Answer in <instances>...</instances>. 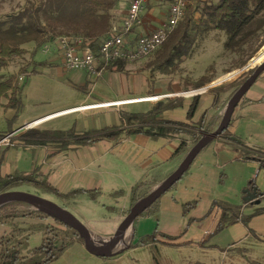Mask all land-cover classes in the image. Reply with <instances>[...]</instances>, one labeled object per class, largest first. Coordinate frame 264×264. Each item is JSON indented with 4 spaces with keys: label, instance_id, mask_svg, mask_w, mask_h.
I'll return each instance as SVG.
<instances>
[{
    "label": "rangeland",
    "instance_id": "obj_1",
    "mask_svg": "<svg viewBox=\"0 0 264 264\" xmlns=\"http://www.w3.org/2000/svg\"><path fill=\"white\" fill-rule=\"evenodd\" d=\"M20 3L21 0H10L9 6L11 5L12 13L18 10ZM197 17L198 15H195V18ZM261 38L260 35L256 36L249 39L242 48L227 50L225 48L227 40L225 32L202 27L191 53L182 61L177 62L170 70L161 68L159 65L165 53L162 45L148 56L129 61L127 64H129V68H133L132 72H107L97 78L88 77L87 72L83 70H67L60 62L54 65H41L37 68L36 73L26 76L23 69L27 67L31 69L33 67L31 65L32 60L37 62L49 61L53 56L52 53L43 51L44 45L35 46L32 42L27 43L24 45L26 52L22 56L14 58L6 67L0 69V79L15 76L22 78L20 79L21 82L27 77L24 108L19 113L17 121L12 124V127L14 126L12 132L3 137L6 140L0 144V151L7 147L17 146L18 140L27 145L44 146L50 149L54 147L60 151L61 141L44 140L28 134L33 129L39 132L48 131L45 129H74L81 134L89 129L123 126L125 125L122 119L124 113L146 112L155 103L150 102V100H132L121 104L138 101L149 102L133 103L122 107L111 105L109 107H97L93 110H71L73 112L68 114L65 112L71 111L51 113L68 107L86 105L100 99L138 95H144L143 97L161 96L165 101L166 95H152L148 94V91L150 89L166 90L167 86L171 88L172 83L181 82L180 85L184 89L182 94L191 99V103L195 94H187V92L203 89L196 94L199 96L209 92L199 97V108L196 109L199 111L207 105L209 96L213 95L211 90H219L222 94L221 97L226 99L234 89L241 87L253 74L258 65L264 61V44L260 45ZM245 62H247L246 65L242 66ZM105 71L109 70L105 69L103 73ZM261 74L262 76L250 87L246 96L253 97L260 93L259 86H264V71ZM86 77L90 80L89 82H86ZM198 81H207L208 83L199 88H194ZM79 85H85V87H77ZM182 98L184 97L173 100H182ZM230 99L227 98L223 101L222 114L211 128L215 130L218 128ZM2 102L6 103L7 99L3 98ZM12 115L11 109L0 106V131L8 129L9 118ZM44 115L47 117L38 121L33 127L18 129ZM103 141L111 140L104 139ZM190 141L192 143L194 139L190 138ZM216 141L243 150L240 146L231 144L220 137L204 147L205 149L203 148L196 156L182 178L159 197L156 205L152 207L150 205L127 227L126 230H134V234L124 246L121 242L122 245L120 246H123L122 249L124 250H115L120 253L117 254L114 251V254L107 256L104 262L103 260L98 261L96 257H92L88 253L81 254L77 250H69L61 259L51 264H264V242L254 237L240 240L246 232L245 227L241 224L214 231L217 220L215 213L207 214L214 200L231 203L242 202L244 194L247 191L252 192V188H248L251 179H254L257 187L264 190L263 173L258 172L254 166L248 165L244 161L229 162L225 160L226 158L222 154L214 153ZM193 146L192 144V148ZM105 147L106 143H102V146L100 144L95 147L82 148L77 152H69L65 161L62 156L59 157L58 160L61 163L57 162L56 166L60 165V167L54 177L51 175L49 180L54 183L60 182L57 186L61 187L74 180L73 177H68L69 175L64 173V169L70 165V161L75 158L80 164L88 163L92 165L91 168L103 171L102 174L97 175L100 180L95 186H100L102 192L96 201L80 198L74 204L76 198L80 196L76 198L69 196L65 200L30 185H22L15 190L37 194L66 208L92 231L96 240H104L106 238L104 236L105 231L117 230L119 227L114 228L112 221L114 222L120 214H124L125 217L129 214L131 206L125 213L121 209L127 206L131 188L138 181L135 178H129L127 171L121 164L127 156L133 155V146L128 145L124 148H112L110 146L108 152H105ZM34 154L33 165L37 161L41 163L43 160L41 150H37ZM249 154L264 158L263 151L249 149ZM30 156L29 158L28 152V157L24 159L29 162V159L32 158L31 154ZM20 160L22 162L20 167L24 169L23 157ZM32 162L27 164L30 166ZM16 167L12 165V170ZM49 167V162L43 165L46 170ZM31 168L32 166L26 167V169ZM36 168L38 171V167ZM37 171L34 173L38 178H41ZM74 173L80 174L79 172ZM162 174H160L159 179L166 180L169 177L168 174ZM71 186L72 184L69 183L64 186V189ZM116 190L123 191L115 192ZM14 207L17 208L18 213L28 212L34 208L37 210L44 208L41 204L30 203H17ZM222 214L223 212L219 211V218ZM10 220V222L0 225V237L7 238L10 237L12 231L15 232L16 240L23 242V245L19 246L22 256L32 255V249L41 242V235L34 234L29 242V246L32 248L26 249L28 236L32 230H47L49 228V230H57V232H70V229L53 217L18 216ZM159 232L162 237H158L162 241H154L150 245L148 243V245L141 244L140 241L147 235H158ZM54 233L50 237L54 236ZM73 240L80 242L76 238Z\"/></svg>",
    "mask_w": 264,
    "mask_h": 264
},
{
    "label": "trees",
    "instance_id": "obj_2",
    "mask_svg": "<svg viewBox=\"0 0 264 264\" xmlns=\"http://www.w3.org/2000/svg\"><path fill=\"white\" fill-rule=\"evenodd\" d=\"M117 2L118 0H37L36 3L30 2V4L12 13L7 20H0V69L6 67L14 58L22 56L26 52L25 44L32 42L35 46H40L60 36L82 37L85 42H89V46L96 53L99 42L109 33L112 27L110 11ZM195 15H198V17L195 18ZM202 27L225 32L227 35L225 48L227 50L242 48L249 39L259 35L262 37L260 45H263L264 0H189L185 17L163 43L165 53L159 62L160 67L170 70L177 62L182 61L183 58L189 55ZM126 62L118 61L111 63L107 68L116 67L117 70L121 71L124 69ZM246 63L242 66L246 65ZM31 65H33L31 69L28 67L23 69L26 76L36 73L37 67L43 65V63L32 61ZM26 80L27 77L20 82V77L17 78L15 76L0 79V106L15 110L14 117L9 120L8 129L0 131V139L12 132V124L17 121L19 113L24 108ZM206 83L208 82L198 81L194 88L204 86ZM239 88L237 87L230 93L227 97L228 100ZM211 92L214 93L212 107L222 109L223 101L227 98H222V94L217 89L211 90ZM199 97V95L194 96V100L188 110V119L193 117L199 104ZM3 98L7 99L6 103L2 102ZM182 101L183 99L159 100L146 112L124 113L122 119L125 125L123 126L89 129L81 134L77 133L74 129L44 132L33 129L28 135H35L37 138L44 140H59L62 144L61 150H63L70 145L92 144L104 139L117 140L123 134L145 133L154 138H174L180 134H189L194 141L190 143L191 141L188 142L186 138H182L173 155L174 157L178 156L184 159L192 148V144L195 145L206 134L213 132L215 129L207 125L205 120L206 114L202 116L195 126H190L196 132L192 129L190 130L189 125L185 122L166 120L162 117L165 110L181 106ZM229 126L218 137L243 148L245 150L244 158L259 160L260 168L264 169V158L251 156L249 154L250 148L240 137L229 131ZM257 151L261 152V150ZM41 178H38L34 171L30 173L13 172L7 174L0 177V194L15 190L22 185H30L47 193L55 194L65 200L69 196L76 198L82 194L92 200H96L101 195V190L99 189H76L68 193H62L47 178ZM163 181L164 179H156L152 176L147 181H141L134 185L131 191L130 206L132 207L139 200L153 192ZM158 200L159 198L151 207L156 205ZM17 203L27 202L20 200L10 201L0 207V225L6 224L11 221L10 219L18 216H46L53 217L56 221L70 229L71 233L68 231L65 233L61 231L57 232V230H49V228L43 230L44 236L41 244L32 249V255L22 256L20 255L19 246H22L23 242L16 240L15 232L12 231L10 237H0V264H50L58 260L66 249L75 243L73 238L84 244V239L80 237L79 233L60 218L46 212H41L35 208L28 212L23 211L18 213L16 211L17 208L14 207ZM242 206L243 204H232L223 200H214L208 214L215 208L223 212L218 220L215 231L222 230L237 222H242L248 226L253 215L243 214ZM262 211L263 209L258 210L256 214ZM34 231L36 230H32L28 236V240L26 239V249L30 248L29 242ZM53 233L54 236L50 237ZM154 241H156V234L147 235L140 242L146 245Z\"/></svg>",
    "mask_w": 264,
    "mask_h": 264
},
{
    "label": "crops",
    "instance_id": "obj_3",
    "mask_svg": "<svg viewBox=\"0 0 264 264\" xmlns=\"http://www.w3.org/2000/svg\"><path fill=\"white\" fill-rule=\"evenodd\" d=\"M129 1L130 0H118L114 8L111 9L110 14H111V24L112 25L120 24L123 21L128 11ZM30 2L36 3L37 0H21L19 8L17 9L19 10L23 8L24 6L30 4ZM9 3H10V0H0V20H7L11 16L12 14L10 10L11 5L9 6ZM167 9H168V5L160 2V0H151V2L147 4L145 10L142 13V23L133 30V33L130 35V37L135 38L140 34L152 32L157 27H159L167 18V13H168ZM86 43H89V42H86ZM43 45L44 47L45 46L50 47V50L48 52H45L44 50L43 51L45 53H52L53 56L51 57L49 61H41V63H43V65L44 64L54 65L60 62L65 67L64 61H63L64 60L63 52L61 49H59L57 39L56 38L51 39L50 41L45 42ZM96 54L97 56H99L98 51H96ZM127 63L128 62H126L123 70L119 71L116 69V67H111V68H107L109 71H105L103 75L107 72H132L133 68H129L128 67L129 64ZM261 76L262 74L260 75V77ZM85 80L86 82L90 81L87 77L85 78ZM256 81L254 82V84L256 83ZM180 84L181 82L172 83L171 88L167 86L166 90L150 89L148 91V94H152V95L153 94L166 95V97H164L166 100H171V99L173 100L178 97L180 98L184 97L182 98L183 103L181 106L173 108V109L165 110L162 114V117L166 120L185 122L189 125V128L191 130L192 128L190 126H195L196 123L202 118V116L206 114L205 120H206L207 125L213 126L215 122L218 121V119L220 118L222 114V109H215L214 107H212V104L214 101V93H212L213 95L209 96L210 99L208 100L207 105L204 108H201L199 111H196V113H194L191 119H188L187 114H188V109L191 105V99L186 98L182 94V91L184 89L181 87ZM79 86H81L82 88L85 87V85H79ZM259 88H260V93L256 96H253V97L246 96V93L248 92L250 88L243 95L238 105L234 109L232 120L229 126V131L232 134L240 137L250 149L261 150L264 152V86H259ZM188 93H194V92H187V94ZM207 93L209 92H205L204 94H201L200 97H202L203 95ZM143 96L144 95H138V96H133V97H119V98L104 99V100L100 99V100L93 101L88 104L106 103L104 106L112 105L114 107H117V106L122 107V106L130 105L133 103L149 102V101H138V102L121 104L125 101L153 100L150 102L156 103L157 100L158 101L161 99L164 100L163 97L161 96H156V97H143ZM199 103H200V99H199ZM96 106L98 107V105ZM74 107H77V106L68 107V108L53 112L51 114L64 111V110H69ZM93 107L94 106H91L92 109L90 110L96 109ZM87 108H90V106L84 105L77 109H72V110L82 111ZM197 108H199V104ZM11 110L13 111V115L9 118V120L12 119L15 115V110L14 109H11ZM72 112L73 111L65 112V114L72 113ZM51 114H47V115H51ZM47 115H44L38 118L43 119L47 117ZM41 119L34 121L32 125L37 124L38 121H40ZM18 125L20 124L18 123ZM45 130L51 131L55 129H45ZM192 130L195 131L194 129ZM182 138H186L188 142H190V138H192V136L189 134H180L174 138H167V137H155L154 138L145 133L123 134L117 140H111V141L100 140L92 144L79 145V146L70 145L68 148L60 150V151H57L56 150L57 148L54 149V147H52V149L48 147L49 148L48 149L44 146L35 147L33 145H27V144H24L25 142L18 140L16 143L17 146L7 147L0 151V177L13 173V172L30 173L33 171H37L36 167H38L37 174L40 175V177L47 178V180L49 181L50 176L53 175L54 177L55 173L58 171V168L60 167V165L56 166L57 162L61 163L58 160L59 157L62 156L65 161L67 160V158L65 157L68 156L69 152H72V153L77 152V151H80L82 148L95 147L100 144L102 146V143H106V147L104 148L106 149L105 152H108L107 150L110 149V146L112 148H118V147L124 148L128 145L133 146V155L127 156L126 159L123 160L121 164L123 165V168L127 171V175L129 176V178H135L136 180H138L134 184L136 185L138 182L147 181L152 176H154V178L156 179H159L160 174L163 173L164 175H167V174L170 175L172 172H174V170H176V168L179 166V164L181 163L183 159L178 156L174 157L173 155L175 151L177 150L180 140ZM46 140H49V139H46ZM35 142H36L35 144H37V141ZM38 143H41V142H38ZM37 150H41L43 160L41 163L36 160L37 162L35 161L36 163L35 165H33L34 156H35L34 153H36ZM28 152H29V158L31 157L30 154L32 155V158L29 159V162H27V160L24 159L25 157H28ZM214 153L222 154L226 158L225 160L229 162L237 161V160L244 161L248 165L254 166L258 170V172H262L264 175V169L260 168L259 160L255 158H250V159L244 158V149L241 150L229 144H224L221 141H216V145L214 147ZM21 157H23V161H25L24 169L20 167L22 165V162L20 160ZM31 161H33L32 165L30 164L29 166L27 163H30ZM48 162L50 163V167L46 170V168H43V165L47 164ZM12 165L17 166V167L14 170H12ZM31 166H32L31 169H26V167H31ZM91 166L92 165L88 163L80 164L74 158L72 161H70V165H68L64 169V173L66 175H69L68 177H73L74 179L71 182H69L70 184H72L71 187H69L68 189H64V186H66L69 183L59 187L57 186V184H60V182L57 181V183H54L52 180H51L52 182L50 181L49 182L62 193H68L76 189H99L101 190L100 186H95V184H97V182H99L100 180L97 177V175L102 174L103 171L91 168ZM46 172L47 174H44ZM74 172H79L80 174L76 175ZM224 175L226 174L224 173ZM249 187L252 188V192L247 191V193L244 194V196L242 197V202L232 203V204H243L242 213L245 215H253L249 222V225L246 226L242 222H237L232 225H229L228 227L241 224L245 227L246 232H244L243 237L240 240L250 239L254 237L257 240L264 242V200H262V198H264V190H261L259 187L256 186L254 179H251L249 181L248 188ZM132 188H131V191H132ZM118 191H123V190H116L115 192H118ZM80 198L90 199L86 197L85 195H81L79 198L76 199L74 204H76L78 199ZM246 199L248 200L246 201ZM130 203H131V193L129 194V200H128L127 206L121 209V211L123 210V213H125V211L129 209ZM68 208H71V207H68ZM261 209H263V211L256 214V212ZM219 211L221 210L217 208L212 210V212L215 213V217L217 219L215 228L219 220ZM124 217H125L124 214H120L117 217V219L114 220V222L112 221L113 227L116 228L117 226H119L122 220L124 219ZM88 230L92 234V231L90 229ZM115 232L116 230L105 231L104 236H106V238L104 240H96L93 235L92 237L95 242L101 243V241H106L108 238H110ZM93 233H95V231H93ZM34 234L41 235V242H42V239L44 236L43 230H36L34 231L33 235ZM133 234H134V230H125L121 238L118 240L117 242L118 244L116 243L115 246L113 247L112 252H114L116 249L121 250L122 248H124L123 246ZM158 236H160V238L162 237L160 235V232L158 235L156 234V241H162ZM41 242L35 247L39 246ZM121 242L123 243V246H120L122 245ZM148 244L150 245L151 243H148ZM118 247H121V248H118ZM30 248L32 247L30 246ZM69 250L70 251L77 250L78 253H81V254L88 253L92 257H96L98 261L103 260L104 262L106 261V257L109 256V255L99 256V255L91 254L90 252L86 250L82 242H75L70 248L66 249V251L63 253L61 257H63L66 253H68ZM115 253H117V251H115ZM61 257L59 259H61Z\"/></svg>",
    "mask_w": 264,
    "mask_h": 264
},
{
    "label": "built area",
    "instance_id": "obj_4",
    "mask_svg": "<svg viewBox=\"0 0 264 264\" xmlns=\"http://www.w3.org/2000/svg\"><path fill=\"white\" fill-rule=\"evenodd\" d=\"M150 2L151 0L129 1L128 11L123 21L120 24L112 25L109 33L99 42V56L89 46V43H86L81 37H57L59 49L63 52V61L66 69L83 70L87 72L88 77L97 78L103 74V71L111 63L134 61L158 50L177 27L178 23L185 17L189 0H160V2L168 5L166 20L152 32L140 34L135 38L130 37L133 30L142 23V13ZM49 50L50 47L45 46L44 51L48 52ZM198 91H192L194 92L192 94L196 95ZM105 104L95 103L86 104V106H90L87 109H92L91 106L97 108L96 105L98 107H109L104 106ZM79 107L81 106L64 110L63 112ZM28 124L31 127L34 126L32 123ZM4 140L6 138L0 139V144Z\"/></svg>",
    "mask_w": 264,
    "mask_h": 264
},
{
    "label": "water",
    "instance_id": "obj_5",
    "mask_svg": "<svg viewBox=\"0 0 264 264\" xmlns=\"http://www.w3.org/2000/svg\"><path fill=\"white\" fill-rule=\"evenodd\" d=\"M263 71L264 61L258 65L253 74L234 93V95L230 99L227 110L218 128L213 132L206 134L199 142H197L184 157L176 170L172 172V174L166 180H164L159 187H157L153 192L139 200L131 207L129 214L121 222L116 232L106 241H101V243L95 242L88 228L69 210L37 194L18 190H10L1 193L0 207L7 202L17 200L24 201L30 204H41L44 208H40V210L46 211V213L60 218L79 233L80 237L84 239V246L88 252L99 256L113 254V247L121 238L127 227L134 221V219L138 217L142 212H144L150 205H152L164 192L171 188L184 175V173L189 168L195 157L200 153V151L215 138H217L225 129L228 128L234 109L236 108L246 91L254 84V82ZM26 127L31 128L29 124H25L18 129L23 130L24 128L26 129Z\"/></svg>",
    "mask_w": 264,
    "mask_h": 264
},
{
    "label": "bare ground",
    "instance_id": "obj_6",
    "mask_svg": "<svg viewBox=\"0 0 264 264\" xmlns=\"http://www.w3.org/2000/svg\"><path fill=\"white\" fill-rule=\"evenodd\" d=\"M32 124H33V122H32Z\"/></svg>",
    "mask_w": 264,
    "mask_h": 264
}]
</instances>
